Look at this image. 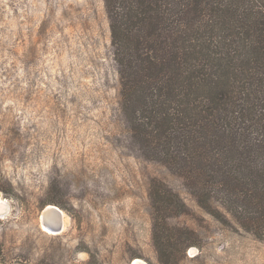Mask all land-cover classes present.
<instances>
[{
	"label": "rangeland",
	"instance_id": "rangeland-1",
	"mask_svg": "<svg viewBox=\"0 0 264 264\" xmlns=\"http://www.w3.org/2000/svg\"><path fill=\"white\" fill-rule=\"evenodd\" d=\"M152 177L188 207L169 223L198 235L178 264H264V238L131 143L104 0H0V264H160Z\"/></svg>",
	"mask_w": 264,
	"mask_h": 264
},
{
	"label": "trees",
	"instance_id": "trees-1",
	"mask_svg": "<svg viewBox=\"0 0 264 264\" xmlns=\"http://www.w3.org/2000/svg\"><path fill=\"white\" fill-rule=\"evenodd\" d=\"M104 4L131 143L264 238V0ZM149 195L158 261L178 264L198 235L168 220L188 207L156 177Z\"/></svg>",
	"mask_w": 264,
	"mask_h": 264
},
{
	"label": "water",
	"instance_id": "water-1",
	"mask_svg": "<svg viewBox=\"0 0 264 264\" xmlns=\"http://www.w3.org/2000/svg\"><path fill=\"white\" fill-rule=\"evenodd\" d=\"M51 211H55L57 213L60 212L59 209L55 205H49L47 207L45 206L40 213L41 222L42 224H45L46 226L53 228V230L55 231H60L62 228V224L59 219L54 224H48L47 221L45 220L47 217V214H49V212Z\"/></svg>",
	"mask_w": 264,
	"mask_h": 264
},
{
	"label": "bare ground",
	"instance_id": "bare-ground-1",
	"mask_svg": "<svg viewBox=\"0 0 264 264\" xmlns=\"http://www.w3.org/2000/svg\"><path fill=\"white\" fill-rule=\"evenodd\" d=\"M1 203V202H0ZM2 204V203H1ZM50 205V204H49ZM49 205H47V206H49ZM46 206V207H47ZM57 207V206H56ZM58 208V207H57ZM59 209V213H57V212H55V211H51V212H49V214H47V217H46V221H47V223L48 224H54L58 219L61 221V223H63L62 221H64L65 220V218H64V212H63V210L62 209H60V208H58ZM0 215H1V213H0ZM42 228L45 230V231H47V232H49V233H56V231H53L52 229H50V227H48V226H46L45 224H42ZM62 228H63V225H62ZM61 228V229H62Z\"/></svg>",
	"mask_w": 264,
	"mask_h": 264
}]
</instances>
